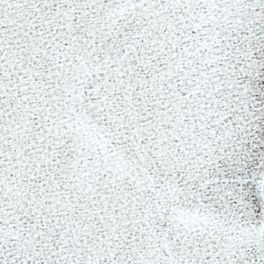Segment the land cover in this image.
Segmentation results:
<instances>
[{
	"label": "snow or ice",
	"instance_id": "1",
	"mask_svg": "<svg viewBox=\"0 0 264 264\" xmlns=\"http://www.w3.org/2000/svg\"><path fill=\"white\" fill-rule=\"evenodd\" d=\"M0 264H264V0H0Z\"/></svg>",
	"mask_w": 264,
	"mask_h": 264
}]
</instances>
